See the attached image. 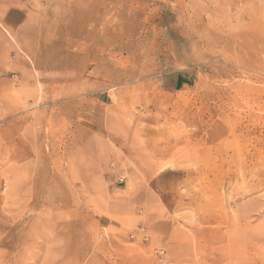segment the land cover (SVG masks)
Segmentation results:
<instances>
[{"label": "rangeland", "instance_id": "374dc122", "mask_svg": "<svg viewBox=\"0 0 264 264\" xmlns=\"http://www.w3.org/2000/svg\"><path fill=\"white\" fill-rule=\"evenodd\" d=\"M0 264H264V0H0Z\"/></svg>", "mask_w": 264, "mask_h": 264}]
</instances>
